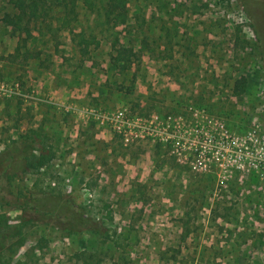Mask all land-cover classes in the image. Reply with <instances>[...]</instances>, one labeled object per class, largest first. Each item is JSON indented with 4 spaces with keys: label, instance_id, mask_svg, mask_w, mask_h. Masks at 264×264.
Here are the masks:
<instances>
[{
    "label": "rangeland",
    "instance_id": "374dc122",
    "mask_svg": "<svg viewBox=\"0 0 264 264\" xmlns=\"http://www.w3.org/2000/svg\"><path fill=\"white\" fill-rule=\"evenodd\" d=\"M40 2L24 41L0 0V264H264V0Z\"/></svg>",
    "mask_w": 264,
    "mask_h": 264
},
{
    "label": "trees",
    "instance_id": "16d2710c",
    "mask_svg": "<svg viewBox=\"0 0 264 264\" xmlns=\"http://www.w3.org/2000/svg\"><path fill=\"white\" fill-rule=\"evenodd\" d=\"M10 3L15 10L14 13L5 14L3 20L7 26L14 27L21 35L26 34L24 41L27 37L31 36L30 23L33 19L39 18L43 9L41 8L40 0H10ZM86 5L93 9L96 6L100 7L103 11L104 22L106 28L111 29L120 24L126 22L128 17V0H86ZM68 6L66 5V8ZM64 21H67L69 15L73 13V8L65 9ZM80 36V43L88 45V40L85 37ZM128 48L122 49L115 57L116 63H123V68H128L131 65V58L128 57L123 51ZM246 84L245 79L237 81L234 87L235 94H241ZM18 145V146H17ZM14 152L13 157L10 158L7 170H10V174H14L18 169L25 167L36 168V164L31 159V154L34 150L33 141L26 139L25 141H15L12 147ZM1 190V185H0ZM0 191V202L5 199V194Z\"/></svg>",
    "mask_w": 264,
    "mask_h": 264
},
{
    "label": "built area",
    "instance_id": "2783aa9c",
    "mask_svg": "<svg viewBox=\"0 0 264 264\" xmlns=\"http://www.w3.org/2000/svg\"><path fill=\"white\" fill-rule=\"evenodd\" d=\"M123 112L118 111V116ZM243 143L239 147L242 161L249 160V169L258 172L264 179V129L261 124L255 123L242 137Z\"/></svg>",
    "mask_w": 264,
    "mask_h": 264
}]
</instances>
